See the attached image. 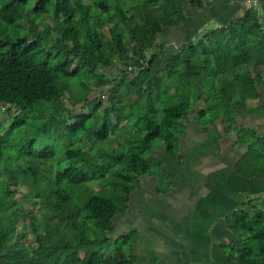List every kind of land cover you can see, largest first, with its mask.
Here are the masks:
<instances>
[{"label": "trees", "instance_id": "trees-1", "mask_svg": "<svg viewBox=\"0 0 264 264\" xmlns=\"http://www.w3.org/2000/svg\"><path fill=\"white\" fill-rule=\"evenodd\" d=\"M32 1L0 0V112L9 115L8 128L0 120V264H135L137 232L114 237V219L156 164L144 155L162 140L178 156L182 121L195 102L210 106L197 116L208 122L245 104L258 63L252 43L258 21L249 12L167 54L159 36L185 22L188 5L203 8L211 0H34L31 7ZM18 22L27 26L25 35L10 29ZM50 39L55 49L42 43ZM117 61L126 68L115 75ZM83 70L106 89L107 103L90 97L86 84L79 101L89 110L77 113L64 98L67 80ZM33 111L44 121L37 129L42 145L30 138L10 148L28 122L21 114ZM54 134L77 142L57 161L48 140ZM262 165L264 137L238 168L264 176ZM229 220L244 237L240 263L256 264L264 255V211L249 201Z\"/></svg>", "mask_w": 264, "mask_h": 264}, {"label": "crops", "instance_id": "crops-1", "mask_svg": "<svg viewBox=\"0 0 264 264\" xmlns=\"http://www.w3.org/2000/svg\"><path fill=\"white\" fill-rule=\"evenodd\" d=\"M249 12L260 31L252 41L258 62L252 68V95L243 106L235 105L232 116L221 114L213 122L197 117L210 108L200 100L195 113L183 121L178 156L169 155L160 140L150 152L155 167L140 176L129 208L115 217L119 235L137 232L135 264H241L238 252L244 237L232 230L229 218L249 201L264 211V176H247L238 168L251 145L264 137V0L188 5L185 22L157 40L171 54L189 38ZM256 260L264 264V255Z\"/></svg>", "mask_w": 264, "mask_h": 264}, {"label": "rangeland", "instance_id": "rangeland-1", "mask_svg": "<svg viewBox=\"0 0 264 264\" xmlns=\"http://www.w3.org/2000/svg\"><path fill=\"white\" fill-rule=\"evenodd\" d=\"M2 3H4V1ZM29 5L32 7L34 5V0L32 2H30ZM30 18L31 19L34 18L37 23H40L44 20L43 16H35L34 14H31ZM46 21L49 22L51 25L54 23V19L50 15L47 16ZM20 24H21V22L15 23L13 26L10 27V29L11 30L17 29L20 31L21 35H25V33H27V31H28V28H26L27 26H25L24 23H22L21 26H20ZM41 27H44V25ZM42 43L46 44L48 49H55L54 43L51 39L49 41H43ZM44 51H46V49ZM142 66H143V62H138V67H142ZM122 68H126V64L123 62L117 61V65L111 67L110 71L112 74L117 75L119 73V70ZM136 69H137V66L136 67L133 66L130 70L132 71V70H136ZM67 81L70 83L71 91L66 93L65 98H64V102H65L66 106H68L71 110L73 109V111H75L77 113L88 112L89 109L85 105V103L82 101L81 102L79 101V96L83 95L84 92L87 91L86 84L87 85L89 84V86L91 88L90 97H99L100 100L104 104L107 103L106 89L105 88H98L95 84H93V79L91 80L88 78V74L86 73L85 70H83L78 76L73 77ZM197 103L198 102H195L193 104L192 110L189 112V115H193L195 113V110H196L197 105H198ZM40 114H41V112H39V111L25 112V113L21 114L23 117L28 119V122L25 126H23L21 129H19L17 131V133L13 136L10 143H14V146L12 145L10 148L16 149L17 145H22L21 143L29 140L30 138H38L39 139L37 147L42 145L41 139L44 137H43V134L40 136L37 129L39 127H41V125L43 124L44 121L42 120L43 118L42 119L35 118V116L40 115ZM98 115H99V113H98ZM0 120H6L5 124H6V128H8V126H9V121H8L9 115L6 111L3 110L0 112ZM94 120H95V118L92 119V123L94 122ZM183 121H182V124H183ZM136 122H137V119H136V116H134L133 121H131V123L133 124V127H136V126H134ZM92 123L91 124L89 123L88 125H92ZM101 124H102V122L99 121L98 126L100 127ZM133 127H131V128L133 129ZM48 140L50 141V144L53 145L56 149V161L60 160L62 158V156H64V152H65L66 147H68L70 145H74V146L77 145V142H74V141L66 139V138H59L56 134L51 135V138L49 137ZM104 144H105V142H104ZM154 145L156 147L161 145L160 140L155 141ZM144 156H145V158H147L150 161V159H151L150 158V156H151L150 152H147ZM23 189H25V186L23 187ZM19 197L20 196H18V198ZM114 225L116 227H119V220L116 218L114 220ZM118 235H119V230H116V232L114 233L113 236L117 237ZM31 239H33L32 236H31Z\"/></svg>", "mask_w": 264, "mask_h": 264}]
</instances>
